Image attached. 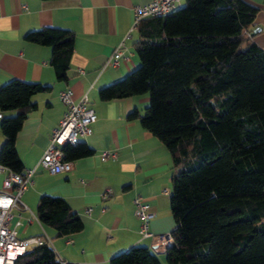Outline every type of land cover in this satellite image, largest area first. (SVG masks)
Returning <instances> with one entry per match:
<instances>
[{
    "label": "trees",
    "instance_id": "trees-1",
    "mask_svg": "<svg viewBox=\"0 0 264 264\" xmlns=\"http://www.w3.org/2000/svg\"><path fill=\"white\" fill-rule=\"evenodd\" d=\"M257 8L244 0H183L165 15L136 25L138 65L98 89L101 100L147 94L138 118L171 157L169 207L173 241L167 264H264V49L250 32ZM70 30L43 26L24 39L51 47L56 80H65L73 50ZM50 88L12 78L0 85V163L23 164L15 138L31 96ZM63 159L92 153L84 142L62 147ZM38 221L60 237L83 228L59 195L41 194ZM13 264H62L47 242L32 244ZM70 264V263H66ZM108 264H162L144 245L113 255Z\"/></svg>",
    "mask_w": 264,
    "mask_h": 264
},
{
    "label": "crops",
    "instance_id": "crops-1",
    "mask_svg": "<svg viewBox=\"0 0 264 264\" xmlns=\"http://www.w3.org/2000/svg\"><path fill=\"white\" fill-rule=\"evenodd\" d=\"M147 1L0 0V85L16 78L50 86L31 96L35 107L27 112L15 138L23 170L34 169L31 183L21 195V201L30 210L22 212L17 235L41 236L57 258L66 263L108 264L113 255L134 245H144L152 251L150 238L141 235L140 219L134 215L136 197L148 203L154 212L147 222L150 232H168L174 227L169 207L170 154L150 131L141 127L138 118H127L133 109L142 112L148 95L111 100L98 96L100 87L122 78L138 65L133 45L138 39L133 9ZM244 1L257 8L251 31L257 30L250 35L264 49V0ZM181 4L180 0L176 7ZM43 26L73 33L65 80L55 78L49 62L51 47L24 39L26 32ZM117 47L122 54L117 65H113L111 55ZM67 88L74 102L86 95V105L97 115L91 134L81 140L92 153L68 159L72 163L70 170L52 174L38 161L65 111L59 94ZM15 112L0 111V120ZM3 140L0 132V146ZM105 150L114 156L102 159L100 154ZM2 176L1 173L0 180ZM107 189L110 192L104 196ZM44 192L63 197L81 218L83 228L54 237V230L38 219L26 222L31 213L36 215L38 197ZM31 226L36 229L28 234ZM164 253H156L158 258L162 256V264Z\"/></svg>",
    "mask_w": 264,
    "mask_h": 264
},
{
    "label": "built area",
    "instance_id": "built-area-1",
    "mask_svg": "<svg viewBox=\"0 0 264 264\" xmlns=\"http://www.w3.org/2000/svg\"><path fill=\"white\" fill-rule=\"evenodd\" d=\"M180 0H148L142 5H136L133 9V27L144 17L161 16L174 9ZM121 49L117 47L111 55L112 64L117 65L121 56ZM82 72V70H80ZM59 98L65 106V111L57 127L52 129L47 145L45 146L38 165L49 173H60L72 168L70 160L63 159L62 147L74 145L84 137L91 134V124L97 119L95 111L86 105L87 97L83 95L78 101H73L72 92L69 88L59 94ZM102 159L113 157L114 153L102 151ZM0 264H13L17 255L21 254L29 245L41 244L44 242L41 236H30L20 238L17 235L16 226L20 225L22 212L29 210L21 201V195L28 184L31 183V175L34 169H25L21 173L13 171L0 163ZM110 190L104 192V196ZM134 215L140 219V233L150 238V248L154 253L165 252L170 247L173 236L171 231L153 233L147 228V222L154 216L150 205L145 201L134 198ZM31 213V212H30ZM37 220L36 215L26 220ZM62 264L65 261L60 260Z\"/></svg>",
    "mask_w": 264,
    "mask_h": 264
},
{
    "label": "rangeland",
    "instance_id": "rangeland-1",
    "mask_svg": "<svg viewBox=\"0 0 264 264\" xmlns=\"http://www.w3.org/2000/svg\"><path fill=\"white\" fill-rule=\"evenodd\" d=\"M181 2L183 3V0H181ZM41 194H51V193H41ZM29 208V207H28ZM29 210H30V208H29ZM45 228H47V227H45ZM36 228H35V226H31L30 228H29V233L28 234H33V233H31V232H33L34 230H35ZM159 258L162 260V256H159ZM163 264H166V262L165 263H163Z\"/></svg>",
    "mask_w": 264,
    "mask_h": 264
},
{
    "label": "water",
    "instance_id": "water-1",
    "mask_svg": "<svg viewBox=\"0 0 264 264\" xmlns=\"http://www.w3.org/2000/svg\"><path fill=\"white\" fill-rule=\"evenodd\" d=\"M257 30V28H254L252 31H251V35H253L255 33V31Z\"/></svg>",
    "mask_w": 264,
    "mask_h": 264
}]
</instances>
